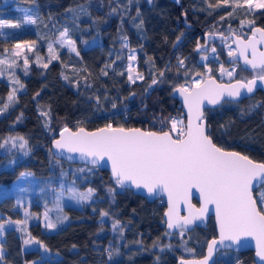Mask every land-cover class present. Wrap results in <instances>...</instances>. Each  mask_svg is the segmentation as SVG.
Returning a JSON list of instances; mask_svg holds the SVG:
<instances>
[{
    "label": "trees",
    "instance_id": "trees-1",
    "mask_svg": "<svg viewBox=\"0 0 264 264\" xmlns=\"http://www.w3.org/2000/svg\"><path fill=\"white\" fill-rule=\"evenodd\" d=\"M11 3L34 8L37 22L0 29V56L6 59L0 63V109L16 90L14 103L0 111V219L24 220L25 210L30 218L20 226L26 228L24 232L6 227L0 239L4 245L0 264H176L182 257L201 256L208 239L215 236L212 217L205 228L169 233L162 217L163 199L149 201L117 185L106 169L55 157L51 141L65 125L166 129L168 117L182 112L172 95L174 87L183 85L182 72L202 66L193 34L234 31L245 36L252 26H264V8L248 9L244 0L227 4L223 0H181L179 7L171 0H6L0 3V12L10 15L12 22L22 18L9 7ZM182 12L193 27L182 25ZM65 29L75 51L57 40ZM222 46L217 45L218 57L226 65L227 51ZM131 49L136 51L137 70L142 73L134 82L128 81L125 68ZM236 66L238 74L233 78L252 74ZM75 112L81 119L67 124L68 115ZM204 116L216 144L264 163L261 90L210 106ZM19 137L39 144L21 149ZM23 171L32 173L33 191L18 205L12 183ZM61 185L65 190L95 191L91 200L82 203L65 196L58 208L56 195ZM261 192L264 185L255 189V198ZM102 211L108 215L101 217ZM45 212L53 222L63 215L68 220L48 229ZM117 220L120 223L113 229ZM33 238L48 250L39 244H24ZM213 264L255 261L252 250L223 249Z\"/></svg>",
    "mask_w": 264,
    "mask_h": 264
},
{
    "label": "snow or ice",
    "instance_id": "snow-or-ice-1",
    "mask_svg": "<svg viewBox=\"0 0 264 264\" xmlns=\"http://www.w3.org/2000/svg\"><path fill=\"white\" fill-rule=\"evenodd\" d=\"M228 2L229 0H223L225 4ZM244 3L251 8L254 0H244ZM254 6L264 8V0H255ZM19 11L24 13L22 20L16 22L0 20V29L5 26L19 29L22 25L37 22L36 13L32 9L20 8ZM142 24L143 21L138 27ZM257 33H259V38H257ZM67 34V29L60 33V43L67 44L70 49L75 51L74 41L65 39ZM177 39L179 40V37ZM235 42L239 47L235 51L230 50L228 56L236 57L238 53L240 57H243L245 66H250L252 70H258L260 75L246 83L241 80L232 85H218L210 79L203 86H201V81H196L192 91L183 86L176 89L183 96L188 109L186 124L179 118H171L170 130L159 133L145 132L137 128H113L111 124L94 132H87L83 128L72 132L65 127L59 134L60 138L53 141L55 149L80 153L82 159L91 157L93 165L107 157L111 161V171L115 183L121 187L131 181L137 188L141 186L146 188L148 193L155 192L158 187L166 190L169 197V208L166 213L168 228L178 227L181 229V234L188 225L202 220L208 211V205L214 204L219 228V241L213 239L208 244L207 255L203 260L184 262V264H208L218 244L231 247V244L224 245V241L240 243L242 237L256 238V256L264 260V210H261L264 209V192H261L256 198H253L252 195L254 181L256 185H264V163H255L238 152H229L217 147L213 143L212 137L208 135L209 129L202 122L201 106L204 100H208L211 104H217L225 94L228 97H238L241 94V89H245L247 93L253 92L257 85V79L264 83V51H259L257 48L258 44H264V28L255 29L252 37L246 42L239 37ZM15 47L20 49L21 45L17 44ZM249 50L251 59H249ZM51 51L52 45L49 44V52ZM212 51L215 52V48ZM77 55H79L78 52ZM131 59H135V57L133 56ZM24 62L27 65V58ZM0 63H6V61H0ZM178 63L183 65V60ZM220 71L223 73L224 69L221 68ZM234 71L235 68L229 71L228 75L232 76ZM160 75L163 76V73ZM129 79H132L131 75ZM152 83L155 84L157 81L153 79ZM15 91L13 89V92L9 94L8 104L14 103ZM97 99L99 98L97 97ZM8 104H5L0 111L6 110ZM115 107L116 105L113 104V108ZM43 115L46 116L47 113H43ZM178 124H184V127L178 130ZM173 133H175V138H173ZM15 139L13 138L14 146ZM18 139L23 141L19 147L25 149L28 142L23 140V137ZM25 155H27V150ZM68 159H72V157L69 156ZM14 162L9 161V164ZM31 175L30 172L20 173V177ZM193 186L199 189L203 205L197 209L189 203L188 215L181 217L177 210V203L180 200L188 202V193ZM94 191L89 188L85 192H79L74 187L65 190L64 185H61L56 195L57 207L61 206L65 196L77 203L89 201L92 199ZM114 191V189H109L110 193H114ZM257 200L260 201L259 206ZM20 203L21 201L18 199L17 204ZM24 215V220L0 219V237H3L6 227L13 231L17 229L21 232L26 231V228L20 226L25 225L27 219L30 218L27 210ZM107 215V212H101V217ZM66 220L68 217L63 215L58 216L53 222L45 212V227L48 229H56ZM119 223L120 221H115L112 225L113 229H116ZM23 242L25 245L39 244L45 251L48 250L42 241H37L34 238L25 239ZM3 257L4 245L0 243V259Z\"/></svg>",
    "mask_w": 264,
    "mask_h": 264
},
{
    "label": "water",
    "instance_id": "water-1",
    "mask_svg": "<svg viewBox=\"0 0 264 264\" xmlns=\"http://www.w3.org/2000/svg\"><path fill=\"white\" fill-rule=\"evenodd\" d=\"M171 1L175 2L178 7L180 6L181 0H171ZM180 21H181L182 25L184 27H186V28L193 27V24L190 23L187 20V15H186L185 12H182L180 14ZM257 28H264V26H260V25L252 26L251 29H250V32L246 36H243V35H240L238 33H235L234 31H228L227 33L212 32V31H201L200 36L204 39V45L201 48V50L202 51H207L210 41H215V40L221 39L223 42H227L228 40H231L232 44L234 46V48L231 51H235L239 47V45L235 42L236 38L239 37L240 39H242V40H244L246 42L249 38L252 37L253 32ZM257 38H259V33H257ZM257 48H258L259 51H264V44H258ZM249 59H251L250 50H249ZM226 60L227 61H236L241 68L246 69V70H252L250 66H245L243 57H240L238 53H237L236 57H229L228 53H227L226 54ZM257 76L258 75H253V76H250V77H248L246 79L233 78V79L224 80V79L218 78L217 76H215L213 74H207V75L203 76V78L200 81H201V86H203L210 79L214 80L215 83L218 84V85H232V84H235L237 81H241V80L246 83L248 80H251V79H253V78L257 77ZM181 86H183L185 88H188L189 91H192L194 89L195 83H192L189 87H186L184 85L179 84L176 87H174L173 92H172L173 97L181 105L182 112L185 115V124H186L187 120H188V109H187V106L184 103L183 96H181L180 93L178 91H176V89H179ZM257 90H261L264 93V83H262L259 79H257V85L253 89V92H251V93H247V91L245 89H241L240 90L241 94L238 97H228L225 94V96L222 97L217 104H211L208 100H204L203 103H202V106H201V111L203 112V121L202 122L207 127V122H206V118L204 116V113H205V111H206V109L208 107L219 105L221 102H223L224 100H227V99L228 100H240V99H243L245 97H248V96L254 94ZM133 96H134V93H132L130 95V98H133ZM65 127H67L72 132H76L78 130V128H83L87 132H94L97 129L103 128L105 126H101V127L93 128V129H86V128L82 127V126L77 127V128H71L69 125H65L57 132L56 136H54V138L52 139V141H51V150H52V153L54 154V156L57 157V158H60V159L65 160L67 162L85 163L87 165L96 166V167H98L100 169H106L112 175L111 161L107 157H105L104 160L99 161L96 165H93L91 163V160H92L91 157H85V158L82 159L81 156H80V153H69V152H67V150H58V149L54 148L53 141L60 138L59 134ZM112 127L113 128H118V127H121V126H112ZM123 128H125V129L137 128V129H140L141 131H145V132L151 131V132H157V133H159L161 131H169V130L145 129V128H142V127H123ZM173 138H175V136H173ZM213 143L216 144L214 141H213ZM216 146L224 149L225 151L238 152L241 155L247 156L250 160L254 161L255 163H263V162H261L259 160L253 159L249 155H247V154H245L243 152H240L238 150L224 148V147L219 146L218 144H216ZM69 156H71L72 159H68ZM253 183H254V187L252 189V195H253V198H255L254 191H255L256 188H258L261 185H256L255 181ZM125 187L132 189L135 193L145 197L149 201H153V200H155L157 198L163 199L165 208H164L162 217H163V220H164L165 230L167 232H169V233H173V232L179 230L178 227H173L171 229L168 228V224H167L168 217L166 216V213H167L168 208H169V202H168L169 197H168V192L166 190H164L163 188L158 187L155 190V192L148 193L146 188H144L143 186L137 188L135 186V184H133L131 181L126 182ZM187 201L188 202H185L184 200H180L177 203V210H178L179 215L181 217L188 215V204L189 203L194 205L195 208H197V209H199L203 205V198H202L201 193H200L198 188L193 186L189 190ZM210 217H212V220H213V224H214V228H215V236H212L211 238L208 239V241L206 242L203 254L201 256H195V257L192 256V257L179 258L176 261V264H184V262L203 260L204 257L207 255L208 244L213 239L219 241V238H220L219 237V228H218V223H217V220H216L215 205L214 204H209L208 205V211L205 213V215H204L202 220H197L193 224L188 225L185 230L188 231V230L193 229L194 227H203V228L207 227V224L209 222ZM228 244H231L232 246L231 247H225L223 245H219L218 244L217 247H216V250L213 252V256L209 260L208 264H213L214 261H215L217 253L220 250H223V249H230V250H233V251L252 250L255 264H264V260H261L259 257L256 256L257 241H256L255 237H242L240 243H236V242L230 241V240H225L224 241V245H228Z\"/></svg>",
    "mask_w": 264,
    "mask_h": 264
},
{
    "label": "rangeland",
    "instance_id": "rangeland-1",
    "mask_svg": "<svg viewBox=\"0 0 264 264\" xmlns=\"http://www.w3.org/2000/svg\"><path fill=\"white\" fill-rule=\"evenodd\" d=\"M6 2V0H0V3ZM247 5V4H246ZM255 0L253 3V6L250 8L247 5L248 9H257L255 6ZM9 7L11 9H15L19 14L20 17L23 18L24 13L20 12L19 9L20 8H30L26 5H23L21 3H11L9 4ZM34 9V8H33ZM32 9V11L34 12V10ZM30 15L32 14L31 12L29 13ZM0 20H7V21H11L12 19L10 17V15L8 17L3 16L2 12H0ZM182 37H180L181 39ZM65 39L69 40L67 38V36L65 37ZM58 42L60 43V39H57ZM65 47L69 48V46L67 44H63ZM216 46V45H215ZM214 45H212L207 51H202L199 53L198 55V61L200 63H202V66H199L198 69H192V70H184L182 72V76L184 77V82L182 83L184 86L189 87L192 83H195L196 81H200L203 76L207 75V74H211L212 72L216 73L219 77L221 78H225V79H229L232 77L237 76L238 74V70H237V63H233V61H229V63H227L226 65L223 64V62L219 59L218 57V48L215 47ZM222 46V45H221ZM215 48V52L212 51V49ZM222 48H224L225 51H230L233 49V46L230 43H227L226 45H223ZM70 49V48H69ZM72 50V49H71ZM135 57V59H131V57ZM211 60V61H210ZM0 61H6V59L4 58V56H0ZM180 61V60H178ZM125 68L128 74V81L129 82H134V81H139L142 77V73L139 72L137 70V57H136V51L134 49H131L129 51L128 54V58L126 60L125 63ZM223 68L224 72L222 73L220 71V69ZM233 68H235V71L233 72L232 76L228 75L229 71H232ZM254 74H260L258 70H254L252 72V75ZM132 76V79H129V76ZM63 110L61 109L60 112H62ZM183 113H173L172 115H170L168 118L174 117L175 118H179L180 120L184 121L183 118ZM81 115L79 114V112H75L73 114H69L67 117V124L73 123L76 124L78 120L81 119ZM171 120H169L170 123ZM184 127V124H178V127ZM166 128H170V124L166 125ZM24 140V139H23ZM28 143L25 146V148H27V150H30L33 147H36L39 142L38 141H34V140H26ZM23 141L20 140V143H22ZM23 172H28V171H23ZM30 176H26V177H20V175L13 181L12 183V189L16 191V200H26L27 199V195L33 191V188L31 186V181L29 178ZM19 178V179H18ZM169 234V233H168ZM2 237H0L1 239Z\"/></svg>",
    "mask_w": 264,
    "mask_h": 264
},
{
    "label": "flooded vegetation",
    "instance_id": "flooded-vegetation-1",
    "mask_svg": "<svg viewBox=\"0 0 264 264\" xmlns=\"http://www.w3.org/2000/svg\"><path fill=\"white\" fill-rule=\"evenodd\" d=\"M200 34H201V32H199V33H196V34H193L194 36H196V43H197V49H198V51H201L202 52V50H201V48L203 47V45H204V39L200 36ZM246 36V35H245ZM222 40L221 39H218V40H215V41H210L209 42V45H208V49L212 46V45H216L215 47H217V45L218 46H221V44H222ZM225 45L227 44V43H230L232 46H233V44H232V41L231 40H228L227 42H223ZM198 45H199V47H198ZM233 48H234V46H233ZM229 51H227V53H228ZM236 62V61H235ZM237 63V62H236ZM248 71H251V72H253L254 70H248ZM254 75H256V74H254ZM257 75H260V74H257ZM250 76H253L252 74L250 75ZM250 76H248V77H250ZM247 77V78H248ZM218 78H220V77H218ZM222 79V78H221ZM229 79H233V77L232 78H229ZM246 79V78H245ZM224 80H228V79H224ZM187 87V86H186Z\"/></svg>",
    "mask_w": 264,
    "mask_h": 264
},
{
    "label": "built area",
    "instance_id": "built-area-1",
    "mask_svg": "<svg viewBox=\"0 0 264 264\" xmlns=\"http://www.w3.org/2000/svg\"><path fill=\"white\" fill-rule=\"evenodd\" d=\"M171 118H175V116H174V117H171ZM171 118H169V120H171ZM180 128H182V127L179 126V127H178V130H179Z\"/></svg>",
    "mask_w": 264,
    "mask_h": 264
},
{
    "label": "bare ground",
    "instance_id": "bare-ground-1",
    "mask_svg": "<svg viewBox=\"0 0 264 264\" xmlns=\"http://www.w3.org/2000/svg\"><path fill=\"white\" fill-rule=\"evenodd\" d=\"M207 31V30H206ZM236 33V32H235Z\"/></svg>",
    "mask_w": 264,
    "mask_h": 264
}]
</instances>
